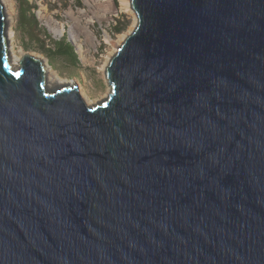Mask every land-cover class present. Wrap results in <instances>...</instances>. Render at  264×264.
I'll list each match as a JSON object with an SVG mask.
<instances>
[{
    "label": "water",
    "instance_id": "1",
    "mask_svg": "<svg viewBox=\"0 0 264 264\" xmlns=\"http://www.w3.org/2000/svg\"><path fill=\"white\" fill-rule=\"evenodd\" d=\"M131 7L88 107L0 0V264H264V0Z\"/></svg>",
    "mask_w": 264,
    "mask_h": 264
},
{
    "label": "rangeland",
    "instance_id": "2",
    "mask_svg": "<svg viewBox=\"0 0 264 264\" xmlns=\"http://www.w3.org/2000/svg\"><path fill=\"white\" fill-rule=\"evenodd\" d=\"M23 1L1 0L6 17L11 59L14 61L19 57L20 60L23 55L29 54L39 59L44 65L43 59L39 57L44 58L51 67L48 71L45 70L48 88L57 89L73 85L78 88L79 82L85 94L81 96L85 103L86 98L97 102L96 104L102 102V98H105L107 92L110 91L106 76L108 63L117 48L131 33V26L135 22L131 12L133 9L130 8L131 0L130 5L127 0H27L30 6L36 7L31 35L35 39L42 40L45 33L52 41L70 44L79 60V64L75 67L63 59L50 61L40 47L23 32L20 24V10L23 9ZM88 8L90 13L83 18L86 24L81 23V26L84 32L92 38V45L85 41L84 35L75 33L67 23L68 18L80 20L77 14L85 13ZM135 24L136 22L134 27ZM62 26L64 32L60 30ZM10 28L13 32L12 37L9 36ZM116 29L121 31L116 32ZM18 65L19 62L15 67ZM102 66L105 67L104 72L101 70ZM74 80L77 82L74 83ZM78 93H80L79 90ZM86 105L93 106L87 103Z\"/></svg>",
    "mask_w": 264,
    "mask_h": 264
},
{
    "label": "trees",
    "instance_id": "3",
    "mask_svg": "<svg viewBox=\"0 0 264 264\" xmlns=\"http://www.w3.org/2000/svg\"><path fill=\"white\" fill-rule=\"evenodd\" d=\"M23 9L20 10V24L23 32L30 37L32 42H35L40 47V50L49 58L50 61L63 59L72 66H77L79 60L72 46L68 43L64 44L60 41H52L49 35L43 34V39H35L31 34L34 27L36 7L30 6L27 0L23 1ZM116 29V32H120Z\"/></svg>",
    "mask_w": 264,
    "mask_h": 264
},
{
    "label": "bare ground",
    "instance_id": "4",
    "mask_svg": "<svg viewBox=\"0 0 264 264\" xmlns=\"http://www.w3.org/2000/svg\"><path fill=\"white\" fill-rule=\"evenodd\" d=\"M6 1H8V0H6ZM129 1L130 0H127V2H128V4L130 5V3H129ZM126 2V1H125ZM89 5V4H88ZM95 5V4H94ZM97 8V7H96ZM130 8H131V6H130ZM129 8V9H130ZM94 9V8H93ZM131 12L133 13V16H134V20H135V22H136V16H135V13H134V11L133 10H131ZM89 13H90V11H89V8L87 9V11L85 12V13H79V14H77V16L79 17V18H81L80 20H78L77 21V18H76V20L74 19L73 20V18L71 19V18H68L67 19V23L69 24V26H70V28L75 32V33H78V35H84V37H85V41L89 44V45H92L93 44V41H92V38L88 35V34H86L85 32H84V29H82V26H81V23H84V24H86L85 22H83V18L84 17H87L88 15H89ZM93 15V14H92ZM49 21V20H48ZM51 22V21H50ZM134 22V23H135ZM134 23H133V25L131 26V28H132V30L134 29ZM81 26V27H80ZM6 29H7V23H6ZM64 27L62 26L61 28H60V30L62 31V32H64ZM8 33V32H7ZM12 34H13V32H12V29L10 28L9 29V36L10 37H12ZM77 35V36H78ZM76 36V35H75ZM79 37V36H78ZM78 37H76V39L78 40ZM41 60L43 59V63H44V69L46 70V71H48L49 69H51V67L50 66H48V64H47V60L46 59H44V58H41V57H39ZM12 60V59H11ZM12 62V64H13V66L15 67V65H16V63L17 62H19V57L18 58H16L14 61L12 60L11 61ZM104 68L105 67H103L102 66V69L101 70H103V72L105 71L104 70ZM75 82H77V81H75L74 80V83ZM73 83V84H74ZM62 85H64L65 83H61ZM78 90L80 91V93H78L79 95H80V97L81 96H83V95H85L84 94V91H83V88L81 87V85L79 84V82H78ZM108 93H109V91L107 92V94H106V97H107V95H108ZM106 97L105 98H102V101H104L105 99H106ZM83 99V98H82ZM86 103L87 104H93V105H95L97 102H93L90 98H86ZM100 103V102H99Z\"/></svg>",
    "mask_w": 264,
    "mask_h": 264
}]
</instances>
